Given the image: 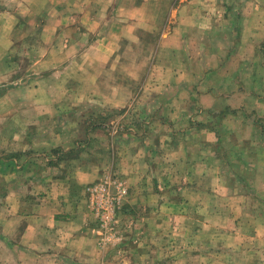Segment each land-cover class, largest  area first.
<instances>
[{"label":"crops","instance_id":"1","mask_svg":"<svg viewBox=\"0 0 264 264\" xmlns=\"http://www.w3.org/2000/svg\"><path fill=\"white\" fill-rule=\"evenodd\" d=\"M0 264H264V0H0Z\"/></svg>","mask_w":264,"mask_h":264},{"label":"rangeland","instance_id":"2","mask_svg":"<svg viewBox=\"0 0 264 264\" xmlns=\"http://www.w3.org/2000/svg\"><path fill=\"white\" fill-rule=\"evenodd\" d=\"M214 6H215V8H221V9L224 8V7L226 8V2L224 3V6L223 5H220V4H216ZM244 7L247 8V6H245V5H244ZM161 10L163 12H165L164 9H161ZM43 22L44 21L40 20V21H38L39 25L36 24L33 27H31L30 25H28V22H27V25H25L24 26V29H23L24 32L26 31L27 33H24L22 35V39H24V41H23L24 43H27L28 44L31 41H33V43H35L37 41L38 42L40 41V43L42 42L41 39H40V34H38L35 29L41 28L42 27L41 25L43 24ZM144 24H145V22H144ZM88 27H89V25H88ZM76 29H75L76 33L79 34L83 38V40L80 41L81 42L80 47H81V49H83L84 47H82V46H85L86 41L88 42L92 38L93 34H90V36H89L88 35V33H89L88 32V29L85 30V28L82 29V27L81 28L80 27H76ZM148 36H149V42L145 41L143 39L144 37L141 36V40L142 41L135 45V55H136V62L135 63H136V67L134 69V71H135L134 74H135L136 79H137V77H138L139 74H141V76H142L143 72L147 70L146 67H147L148 63L145 64V66H143L144 65L143 62H142L143 59H141V57L142 56L144 57V55H146V54L152 53V51H153L152 47H154V44H156V41H157L156 37H153V35H148ZM144 44L146 45V47L145 48H142ZM20 65L22 66L21 69L24 72L27 71V73H29L28 72V65H29V62L28 61H27V63H26V61H21L20 62ZM118 71H120L119 74H121L122 71L124 72L123 68L118 69ZM89 109H91V108L87 107L86 110H83V111H89ZM83 111H76L74 109L71 110V112H72L71 113L72 114L71 119H72V121L74 123H75V120H78L77 125L79 127H84V126L86 127L87 125H91L92 124V122L89 123V117L88 118H85V116H80V114ZM71 127H76V124H74ZM87 148H89V146H87ZM96 150L98 151V148ZM96 150H93V145H92V149H91V152L90 153H92V151H93V155H95V157L100 154L98 152H94ZM103 151L105 152L106 150L104 149ZM112 169L114 170V167L110 163L109 160L107 162H104V172L109 171V170H112ZM119 231H121V230L119 229ZM118 235H119V233H118ZM122 247H121V249H122Z\"/></svg>","mask_w":264,"mask_h":264},{"label":"built area","instance_id":"3","mask_svg":"<svg viewBox=\"0 0 264 264\" xmlns=\"http://www.w3.org/2000/svg\"><path fill=\"white\" fill-rule=\"evenodd\" d=\"M107 192L106 186H101L100 188V194L105 195ZM120 194L123 193V191H119ZM97 207L99 209L98 214L100 215V218L102 219V222L107 225L110 218L112 217V210H111V204L109 202V199L107 197H103L101 201V197L96 202Z\"/></svg>","mask_w":264,"mask_h":264}]
</instances>
